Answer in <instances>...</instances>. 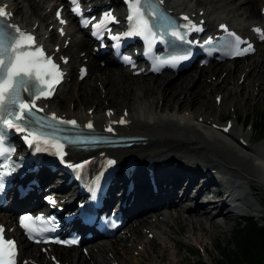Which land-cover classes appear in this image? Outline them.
<instances>
[{"label": "bare ground", "instance_id": "6f19581e", "mask_svg": "<svg viewBox=\"0 0 264 264\" xmlns=\"http://www.w3.org/2000/svg\"><path fill=\"white\" fill-rule=\"evenodd\" d=\"M10 1V4L14 3V0ZM27 1L39 9V4H36L35 0ZM165 1L169 8L189 9L193 12L192 6L194 4L186 0ZM52 2L53 0L49 4L47 3L46 7H50ZM199 2L202 4L212 3V7L205 10L209 26L215 20L227 19L232 25L242 30H247V26L260 19L259 7L264 4V0H199ZM201 8L199 7L197 11ZM67 35L73 37L71 27L67 29ZM72 41L71 44L74 49L78 47L86 49V44L81 37L73 38ZM86 56L90 61L91 72L98 81L106 86L105 93L98 92L94 86L80 88V84H74L71 92H68L71 85L66 87L67 83H65L50 101L49 108L67 114H76L79 117H88L86 110L94 107L92 117L96 122L105 120L102 116L105 108H113L116 115L121 114L122 108L128 109L129 117L133 119V132L136 131L135 133L142 135L144 139L139 144H134L121 151L123 153L135 152L139 163L150 161L159 186H164L169 191L168 193L161 194L159 192L157 195L150 196L151 200L147 202L148 206L144 209L156 213L159 205L170 203L179 192H182L178 202L171 203V206H180V211H177V214L181 220L174 221L170 217L177 223V228L169 231L181 233L183 226L188 225V232L195 235L196 241L201 243L206 254L208 251L203 236H201L205 231L203 226L205 221H207V230L212 234L213 230L220 226L215 221L216 217H220L225 225L233 219V213L227 211L224 201L199 202L203 193L208 190V185L215 182L216 173L230 175L229 184L232 185V190H240V188L245 190V187L239 188L240 184L254 190L255 193L248 192L240 201L260 211L261 203L256 195L260 185H264L263 145L240 146L236 143L235 133L248 137L247 132L238 130L237 132L221 134L211 125L220 121L227 104H233L237 107L241 101L246 105L249 100L257 102L264 99V43L257 45V51L242 64L234 61L232 64H223L220 67L214 64L198 67L193 63L188 68H193L191 73L186 72L187 69L177 73L158 75L155 78L142 79L141 81L133 80V75L128 70H114L110 67L107 68V76H104L105 72L100 67H96V63H94L96 57ZM72 59L79 60V57L73 56ZM221 70H225L223 76ZM253 72H255L254 75ZM241 73H243L244 79L238 83ZM208 75H215V79L207 82L206 77ZM250 78L251 81L246 84ZM117 80H119V84ZM173 80H176L174 84L161 86V84L170 83ZM254 81H257L258 86L256 93ZM207 89L219 93L222 103L211 105L208 98L203 100L204 92ZM121 92L124 93L121 94ZM179 92L184 94L181 99ZM217 93L216 95H219ZM65 99L67 100L66 106L64 104ZM203 107L207 110H204ZM96 153L97 151H91L90 154L96 155ZM112 154L117 155L114 152ZM174 161L176 164H173ZM206 172L208 175L205 174ZM141 173L142 168L138 166L135 169L137 180L142 177ZM55 178L51 184L55 181L59 182ZM119 180L120 178L118 182ZM137 180L133 211L142 207L143 184ZM207 207H211V212L206 210ZM147 215L148 213L139 219L137 218L138 226L152 230L154 237L165 241L167 235L161 231L164 222H152L146 218ZM158 215H155L157 219ZM131 231L130 235L133 233L134 238L130 236L126 241H131L134 245H142V241H139H144L146 236L142 237L137 227H133L132 224ZM168 241L174 242L175 246L178 244V241L173 238ZM20 244L22 249L27 246L23 242ZM97 247L96 252L92 249L89 253V259L76 248L67 250L54 247L53 252L65 264H90L89 261L92 259L94 264H109L108 262L114 259H120L124 264H148L146 259L131 255V248L126 247L125 244L121 245L119 242L110 241ZM151 249L153 250L152 247ZM32 251L37 252L35 249ZM145 251L146 249H144ZM21 252L27 257L32 256L28 251L23 250ZM147 255L148 253L144 254V256ZM38 256L43 259L41 253ZM163 259L164 255L161 254L151 260L154 261V264H160ZM45 262L47 263V261Z\"/></svg>", "mask_w": 264, "mask_h": 264}, {"label": "snow or ice", "instance_id": "6c2138e0", "mask_svg": "<svg viewBox=\"0 0 264 264\" xmlns=\"http://www.w3.org/2000/svg\"><path fill=\"white\" fill-rule=\"evenodd\" d=\"M75 2V0H74ZM148 0H131L133 14L129 16L130 20H135V25L133 31L135 34L143 35L148 38L152 35V30L149 27L148 21L144 19V14L140 11L139 5L141 3H147ZM77 8L74 11H78ZM10 13H6L3 7H0V18H4ZM59 16V12L57 13ZM105 19H111L110 14H108ZM187 20V17H184ZM61 23H64L61 20ZM170 26L176 27L174 22H169ZM96 27H100L97 25ZM189 30L202 31L201 28L195 25H185ZM224 27L223 25L221 26ZM8 28L6 23L0 22V158L9 159L10 152L13 149L5 147V139L7 132L5 129H15L18 132H27L28 135L25 136V140L29 144L38 141L44 135H34L30 131V126L33 122L39 123L41 127L54 128L50 121H58L59 124H72L76 125L74 120H64L57 117L54 113L50 118L48 117H38L33 109L37 111H42L36 105V100L47 98L52 95L55 91V86L60 83V79L63 74L59 71L57 65L51 60V58L45 57L44 52L40 48H33L34 37L29 34L19 32V38L11 36V34L5 29ZM254 31L261 33V38L264 39V32L260 29H254ZM133 32H129L128 35H132ZM173 36L179 39H183V35L179 32L173 31ZM229 36L235 37V55H243L247 51L251 50V45L248 48L241 50L240 44L246 43L241 40L240 37L235 36L234 33H229ZM206 44L212 43L211 40L205 41ZM127 59V58H125ZM83 69L81 70L83 74ZM39 81L40 85L36 82ZM42 85V87H41ZM47 89V91H45ZM27 92L29 94L28 100L26 101L21 93ZM18 108V111H17ZM111 115V113H109ZM123 119L119 123H125ZM91 128V123L88 124ZM111 129H109L110 131ZM227 131V129H225ZM29 136L31 139L29 140ZM45 144L52 143L49 139H44ZM70 143H75V141H70ZM60 156L61 162H63V144L57 143L53 145ZM39 150V149H38ZM109 163H112L111 161ZM7 167L11 170L15 168L14 163H10ZM3 175L0 173V190L3 188ZM36 221H44L43 217H36L35 221L31 217H21L20 223L21 227L28 231L29 238H34L33 234L39 235L41 231H46V229H40L35 226ZM3 228L0 227V264H14L15 256V242L11 240L3 239ZM40 242V241H37ZM59 243V241H56ZM66 243H75V241H67Z\"/></svg>", "mask_w": 264, "mask_h": 264}, {"label": "rangeland", "instance_id": "374dc122", "mask_svg": "<svg viewBox=\"0 0 264 264\" xmlns=\"http://www.w3.org/2000/svg\"><path fill=\"white\" fill-rule=\"evenodd\" d=\"M37 3V0H35ZM42 2V1H41ZM187 2L190 3H195V0H187ZM14 3L17 6V10H19V12H23L24 11V3L20 2V0H14ZM43 3V2H42ZM198 3V2H197ZM45 3H43L44 5ZM198 5H202L208 8L212 7V3H198ZM30 11H32V8L30 7L29 9H27ZM28 12V11H27ZM41 11H39L40 14ZM25 15V14H24ZM242 62L244 60H241ZM118 69V68H117ZM104 71V69H103ZM189 72H192L189 71ZM255 74V72H253V75ZM104 76H107V71L105 72ZM137 78V79H136ZM148 77H140V76H135L133 78V80H142V79H146ZM118 84L120 83L119 80ZM176 82V80L170 81V83H168L170 86V84H174ZM77 82H72L66 85L70 86L68 92H71L74 84H76ZM256 84L255 83V93L256 91ZM165 85V86H166ZM87 86H94V88L98 91L101 92V90L106 89V86H104L100 81H98L94 75H90L85 81H82L80 84V88H86ZM100 87H102V89L100 90ZM164 87V86H162ZM121 91V90H119ZM124 92H121V94H123ZM184 94H180L179 92V98L181 99L183 97ZM209 99V102L211 103V105H213V100H214V96L211 94L209 95L208 91L206 90L204 92L203 95V100L204 99ZM64 104L66 106L67 104V100H64ZM86 106V105H85ZM204 110H207L205 107H203ZM234 109H236V112H234ZM260 111H264V99L263 100H259L258 102L254 103V101L249 100L248 103L245 105L243 102H241L238 107H235L233 104H227L226 108L224 110V112L222 113L221 116V120H224L225 117H230V119H233L234 116L237 117V122H236V126L234 127V131H237L241 128L242 123L243 126L244 121L247 118H251L252 120L254 119V117L256 116V114L260 113ZM249 135H253L252 133H249ZM261 143V142H260ZM264 144V143H263ZM263 192H262V196L264 198V186H262ZM262 210H264V206L261 207V212ZM263 214V213H262ZM215 221L217 223H222L220 224L219 228H217L216 230H213L212 234H210V232L207 230L206 226H207V221H205L204 223V228L205 231L204 233L201 235L203 236V241L205 243V246L207 248L208 254L202 252L200 253V260L205 262L206 264H213L215 262V260H217V258L220 256L219 252L216 250V248L219 246H224L226 245V241L228 240V238L231 236L232 233V228L235 226V221H231L229 224H224L223 220L220 217H216ZM260 221V220H259ZM168 222L172 223V227H175L174 223L172 220H169ZM188 226H184L183 227V232L180 235H176L175 236L177 238L180 239V244L179 247H175V245L170 242L168 243L167 240L165 243H160L157 244V242L152 241L153 245H157V249H155L153 251V253H150V258H149V263L152 262L150 259L152 257H157V255H164V260L161 262V264H191L192 260H196L197 256H188L190 249H192L195 245V235L191 236L190 232H188L189 229H187ZM198 245V244H197ZM147 246H149V244H147ZM201 246V245H200ZM202 247V246H201ZM134 250H137V248H135V246L133 247ZM132 249V250H133ZM154 255V256H152Z\"/></svg>", "mask_w": 264, "mask_h": 264}, {"label": "trees", "instance_id": "16d2710c", "mask_svg": "<svg viewBox=\"0 0 264 264\" xmlns=\"http://www.w3.org/2000/svg\"><path fill=\"white\" fill-rule=\"evenodd\" d=\"M264 132V119L258 122ZM216 264H264V223L246 218L233 228L226 245L217 247Z\"/></svg>", "mask_w": 264, "mask_h": 264}]
</instances>
